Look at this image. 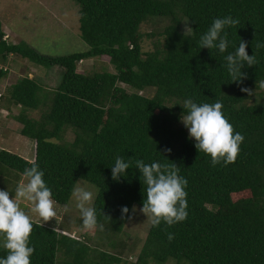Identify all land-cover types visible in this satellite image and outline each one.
<instances>
[{
  "label": "trees",
  "instance_id": "1",
  "mask_svg": "<svg viewBox=\"0 0 264 264\" xmlns=\"http://www.w3.org/2000/svg\"><path fill=\"white\" fill-rule=\"evenodd\" d=\"M74 1L79 36L88 46L83 52L50 56L26 41L9 42L0 21V81L7 76L9 56L62 69L55 90L27 74L0 90L9 111L20 108L14 116L19 134L34 141L33 160L44 172L52 199L67 203L78 179L94 184L92 207L103 230L87 231L109 238L122 231L132 206L142 207L146 200L147 186L135 161L174 163L187 180L188 215L171 227L150 225L134 261L122 249L94 248L88 239L44 223L40 227L42 222L31 219V264H164L169 259L177 264H264V92L258 91L264 85V47H256L264 44V0ZM226 16L238 20L225 29L227 51L200 48V37L213 20ZM155 19L165 23L147 34L152 47L144 50L140 27ZM185 20L191 33L185 32ZM240 40L258 63L245 66L247 77L237 84L231 82L225 57ZM96 56L108 59L115 72L78 71L79 62ZM185 100L222 103L234 133L244 136L234 163L213 166L210 155L196 149L178 124L187 113ZM34 110L38 117L28 114ZM67 129L71 141L63 139ZM118 156L130 168L116 181L111 167ZM29 161L0 148V190L15 197ZM124 206L129 212L122 218ZM77 223L83 226L82 219ZM2 245L0 258H5ZM111 246L115 249L116 243Z\"/></svg>",
  "mask_w": 264,
  "mask_h": 264
},
{
  "label": "clouds",
  "instance_id": "2",
  "mask_svg": "<svg viewBox=\"0 0 264 264\" xmlns=\"http://www.w3.org/2000/svg\"><path fill=\"white\" fill-rule=\"evenodd\" d=\"M184 23L185 32L191 33L193 30L187 26L188 20ZM236 24L238 20L231 16L214 19L207 32L200 37V48L226 52L229 42L225 29ZM247 46L246 41L240 40L235 52L225 57L231 82L242 83L247 77L242 69L258 63L254 55L247 53ZM256 47L259 49L264 47V44L258 43ZM240 91L250 93L246 87H241ZM222 107L219 101L214 104H197L192 100L184 102L187 113L182 116V123L188 130L189 138L195 140L196 149L210 155L213 166L221 161L224 165L234 163L240 151V144L244 141L241 133H234L232 124L221 111ZM164 151L170 153L171 149ZM29 163L31 166L25 168L23 172L24 182L16 187V198L10 197L9 191L0 190V237L3 238L2 246L7 251L6 257L0 258V264H31L30 257L35 250L34 247L29 246V237L33 229L31 218L21 209L18 200H26L33 205L32 211L42 219L40 227L57 216L52 191L43 179L44 172L34 160ZM135 167L147 186L146 200H143L140 211L147 217L151 226L158 227L163 222L171 227L185 221L188 215L185 191L187 180L178 175L179 167L174 163L146 164L143 160H136ZM129 168L130 162H126L123 157H116L115 164L111 167L112 179L118 181L121 176L126 175V170ZM73 195L78 201L77 207L83 226L88 230L97 228L103 230V225L97 220L95 208L90 206L93 202V193L78 187L74 189ZM128 212V207H122V218ZM173 238V234L169 233V241Z\"/></svg>",
  "mask_w": 264,
  "mask_h": 264
},
{
  "label": "rangeland",
  "instance_id": "3",
  "mask_svg": "<svg viewBox=\"0 0 264 264\" xmlns=\"http://www.w3.org/2000/svg\"><path fill=\"white\" fill-rule=\"evenodd\" d=\"M78 9L79 5L74 0H0V21L5 33L4 38L12 43L26 41L37 52L50 56L83 52L87 50L88 46L79 36ZM164 23V20L155 19L141 25L144 50H149L152 47L153 39L147 34L160 28ZM9 58L8 63L4 65L8 72L7 76L0 81L1 91L18 77L26 74L29 77L33 76L38 84L49 90H55L62 79V69L58 66H39L17 56H9ZM77 69L82 73L115 72L114 66L108 59L98 56L79 62ZM258 91L264 92V85ZM145 93L151 95L152 90H147ZM5 102L4 99H0V148L33 160L35 143L19 134V122L14 118L20 108L13 106L9 111ZM28 114L38 117L40 112L39 110L28 111ZM178 124L184 126L182 117ZM72 138L71 129H67L63 139L71 141ZM21 182H24L23 176L19 180V183ZM78 187L92 192L94 200L97 193V187L94 184L78 179L74 189ZM73 191L67 203L58 204L55 202L54 209L57 216L44 224L56 229L61 228L74 237L88 239L87 242L94 248L108 249L111 252L122 249L123 256L134 261L151 225L147 217L140 211L142 207L133 205L122 231L116 234L111 233L107 238L88 232L85 227L77 223V220L82 217ZM18 203L33 221L42 222L38 214L32 211L33 205L30 202L18 200ZM0 241H3L2 237H0ZM113 242L116 243L115 249L111 246ZM150 264L156 263L150 262ZM164 264H177V262L169 259Z\"/></svg>",
  "mask_w": 264,
  "mask_h": 264
}]
</instances>
